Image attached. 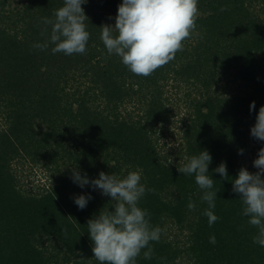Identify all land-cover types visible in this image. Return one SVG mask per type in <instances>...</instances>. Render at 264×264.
Segmentation results:
<instances>
[{"label":"trees","instance_id":"obj_1","mask_svg":"<svg viewBox=\"0 0 264 264\" xmlns=\"http://www.w3.org/2000/svg\"><path fill=\"white\" fill-rule=\"evenodd\" d=\"M63 3L0 0V264H99L87 222L116 202L74 183L75 168L90 180L138 170L146 189H155L138 206L161 229L160 239L150 243L152 259L144 249L137 264H264V247L253 242L257 229L232 190L242 167L254 173L251 145L264 148L251 136L264 106V0H199L196 31L183 51L147 78L109 55L100 39L122 0L82 5L90 33L85 54L33 47L50 35L43 18L54 19ZM174 133L172 146L161 144L162 134ZM202 150L212 156L218 192L219 219L211 227L195 177L177 170ZM222 162L228 180L214 172ZM20 165L50 176L30 189ZM79 195L92 196L83 210L74 203Z\"/></svg>","mask_w":264,"mask_h":264},{"label":"clouds","instance_id":"obj_2","mask_svg":"<svg viewBox=\"0 0 264 264\" xmlns=\"http://www.w3.org/2000/svg\"><path fill=\"white\" fill-rule=\"evenodd\" d=\"M199 0H122L118 6L115 24L100 27V39L109 55H116L122 64L134 75L149 77L158 69L166 66L183 51L184 42L196 31L199 18ZM88 0H64L63 6L55 10L54 19L43 18L42 23L50 26L47 40L33 47L46 50L49 45L52 53L66 56L83 55L87 51L90 33L87 30L88 17L82 5ZM221 8V11H225ZM48 29L45 28L44 33ZM253 101L250 110L255 111ZM251 136L264 141V106L260 107L256 123L251 128ZM244 150L240 149V155ZM187 163L178 167L183 175L194 176L195 183L202 191V202L207 208L204 215L211 227L219 219L214 215L215 201L218 198L213 191L214 180L209 175L212 156L208 150L198 155L185 157ZM253 166L258 169L251 173L241 168L233 179V192L239 195L243 204L242 215L248 217V224L257 229L253 242L264 247V148L258 152ZM214 172L228 180L226 162H222ZM79 187L91 186L101 194L110 197L116 203L111 210L104 208L94 218L89 219L87 228L93 244L92 253L99 264H137L142 250L144 259H152L151 242H158L161 229L150 223V213L140 208L139 202L146 191L155 193V189H146L141 183L140 171H131L124 178L115 174L99 173L96 179L81 175L78 169H72L70 177ZM91 195L74 197V203L80 210L87 207ZM188 209L195 210L196 204L189 196ZM72 218V217H70ZM66 232V230H65ZM215 244V236L209 238Z\"/></svg>","mask_w":264,"mask_h":264},{"label":"rangeland","instance_id":"obj_3","mask_svg":"<svg viewBox=\"0 0 264 264\" xmlns=\"http://www.w3.org/2000/svg\"><path fill=\"white\" fill-rule=\"evenodd\" d=\"M172 130H174L173 128H171ZM176 134H178V132H176ZM178 136L174 134H169L168 137L165 136L164 134H162L161 136V139L162 140V143L161 144H164L166 142H169V145L167 147H170L172 146V142H173V139L174 138H177ZM254 144L251 145V152L248 156V159H247V166L251 167L252 169H254V173L255 171H257L258 169H256L254 166H253V162L255 159H257V153L258 152H254L252 149L254 148ZM20 178H21V183L25 186H27L28 188L30 189H37L38 186H40L41 184L44 183V181H46L48 179V177L50 176V174L45 171L42 167L39 168V167H30L28 165L26 166H23V165H20Z\"/></svg>","mask_w":264,"mask_h":264}]
</instances>
